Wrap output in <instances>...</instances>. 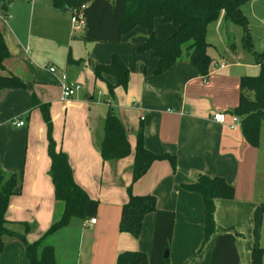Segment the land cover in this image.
<instances>
[{
	"label": "crops",
	"instance_id": "crops-1",
	"mask_svg": "<svg viewBox=\"0 0 264 264\" xmlns=\"http://www.w3.org/2000/svg\"><path fill=\"white\" fill-rule=\"evenodd\" d=\"M31 1L32 16L22 34L20 25L12 29L10 23L0 21V32L10 53L0 74L12 73L23 79L26 85L25 88L0 89V146L4 151L9 146V142H5V133L19 132L28 138L23 166L16 161H0V174L20 176L19 192L9 198L6 210V218L12 221L9 228L24 233L32 242L61 213L48 175L46 126L39 122L38 112H33L39 109L31 107L32 96L50 105L46 99L49 90L59 86L58 77L65 72L70 80L79 84L83 82V95L90 100L91 86L96 78L85 68L86 63H108L111 54L115 53L129 69L126 87H115L113 96L116 103L114 113L129 132L131 154L116 162L101 160L98 146L104 117L72 118L64 123L61 132L54 127L52 137L56 146L66 153L74 180L98 201L95 215L90 217L95 218L94 223L88 221L90 218H71L67 226L46 238L54 249L55 264H117V255L123 251H138L150 260L156 212L144 215L138 237L118 228L121 207L127 200L126 187L131 183L132 150L138 128H141L142 142L148 150L175 157L174 169L166 160L155 161L131 185L133 194L154 195L156 209L172 214L171 237L168 249L163 252V256L167 252L164 257L168 264H211L215 233L203 241L202 198L182 187V183L192 181L196 173L221 176L234 186L236 191L231 198L215 199L214 222L219 229L236 233L235 246L240 262L250 264L253 212L258 205L248 188L261 166L262 155L257 156L255 147L245 140L240 123L235 129H229L211 116L223 112L229 121L230 116L235 115L233 111L239 101L240 77L258 72L247 74L242 63L236 59L227 61L224 57V61L214 58L205 77L187 59L174 63L162 74L154 75V54L151 51L136 52L141 36L146 34L144 27H134L135 36L131 42L122 36L118 43H86L81 38V30L79 35L73 32L71 9L54 7L51 0ZM3 3L5 11L0 10L7 13L8 2ZM46 20L51 28L44 25ZM153 29L157 36L164 37L173 33L175 26L156 17ZM88 49L90 54L84 58V51ZM25 54L29 56L28 61L23 60ZM69 58L84 59L75 63ZM46 60L47 68L41 65ZM49 67H54L55 71L50 72ZM73 68L76 73H69L68 70ZM77 99L80 96L69 99L64 109L67 111ZM7 108L25 116V122L21 117L17 119L24 124L15 126L13 122L17 120L13 119L15 128L12 129ZM35 127L39 128L40 141L30 155L33 147L30 137ZM243 184L246 185L241 187ZM21 221L28 224L25 232L17 223ZM0 264H29L18 238L3 239Z\"/></svg>",
	"mask_w": 264,
	"mask_h": 264
},
{
	"label": "trees",
	"instance_id": "trees-1",
	"mask_svg": "<svg viewBox=\"0 0 264 264\" xmlns=\"http://www.w3.org/2000/svg\"><path fill=\"white\" fill-rule=\"evenodd\" d=\"M250 0H51L54 7L69 8L79 12L83 18L81 38L83 42L118 43L122 34L136 26L146 29L136 48L137 53L151 51L156 57L153 74L167 71L174 63L187 59L197 72L205 77L209 74L214 58L209 55L212 46L206 40L207 24L221 18L225 26L241 27V45L258 66L256 75H243L239 81V101L234 108L239 118L242 134L250 145H256L261 120L264 119V54L256 52L251 43L249 25L241 7ZM5 11L2 2L1 7ZM6 15V13H4ZM71 14V15H72ZM159 17L163 23H171L175 31L168 36L159 37L153 29V21ZM231 45V44H229ZM10 56L2 33L0 32V70ZM84 58L73 59L72 62ZM92 72L96 79L106 83L107 94L112 98L117 86L126 87L129 69L118 54H111L108 63H95ZM107 77H111L109 80ZM25 82L18 76L0 74V89L25 88ZM31 107L38 108L46 126V150L49 157L48 175L53 185L55 202L61 207L60 215L36 240L29 242L24 233L9 228L12 221L6 218L9 198L20 189V176L15 173L0 174V251L3 239L18 238L24 246V254L29 264H55L54 249L46 238L68 225L71 218L85 220L93 217L97 200L73 178L66 153L56 146L52 137L50 107L48 103L31 98ZM129 132L121 118L112 113L107 101V109L101 131L98 151L103 162H116L131 154L128 140ZM130 166L131 183L126 187L127 200L121 207L119 231L138 237L142 219L149 212H156L152 252L150 260L138 251H123L117 255V264H168L163 252L168 249L172 214L156 209V199L152 194H133L131 185L141 178L155 161L166 160L175 168V157L168 153H154L142 142L141 128L135 132V146L132 150ZM185 190L200 194L203 202V241L215 233L211 264H241L235 246L236 233L230 229H219L214 222V201L217 198H231L234 189L223 177L196 173L195 178L183 182ZM261 208L253 212V243L250 264H262L264 248L259 246V227ZM22 225L24 232L28 224Z\"/></svg>",
	"mask_w": 264,
	"mask_h": 264
},
{
	"label": "rangeland",
	"instance_id": "rangeland-1",
	"mask_svg": "<svg viewBox=\"0 0 264 264\" xmlns=\"http://www.w3.org/2000/svg\"><path fill=\"white\" fill-rule=\"evenodd\" d=\"M3 1L8 2L9 8L6 15L2 13L0 10V21L4 23H10L12 29L15 28V25L17 26L20 25V27H22V31H21L22 34L25 30L27 23L29 22V19L32 16V7H33L32 1L31 0H0V7ZM44 1H48V0H44ZM241 10L246 16L247 23L249 25V33H250L253 49L256 52L263 53L264 0H250L241 7ZM44 25H46L47 28H51V24L47 20ZM207 30L208 31H207L206 40L209 44H212V46L209 47L207 51L213 58H215L216 61H224V57L227 61L236 59L245 66V70H247V74H255L258 72V68L253 64L252 56L249 53L245 52L244 49L242 48L241 45L242 32L240 26L232 25V27L230 26L226 29L223 20L221 18H218L217 20L211 21L207 24ZM133 31L134 28L128 32L123 33L122 36L126 38L129 42H131L135 36V33ZM79 34H81V31H77L76 35ZM89 54H90L89 49L85 50L83 57L86 58L89 56ZM23 60L28 61L29 56L25 54ZM46 64H47V60L45 61L44 64L41 65L42 67L47 68ZM92 65L93 64L86 63L85 68H88L91 71V75L93 76ZM81 68L84 69L83 66H81ZM62 70H64V68H62ZM68 72L71 74L76 73L74 68L73 70L69 69ZM62 73L65 74V72ZM98 80L99 79H96V81L92 83L91 86L92 93L90 94L91 96L90 100H88L87 97L83 95L84 94L83 82L80 83L81 89L77 93H75L71 98H67L64 100L61 99L60 86L56 88L51 87L47 96L48 98L46 99L50 101L49 106H50L52 136H53L54 127H57L59 132H61L63 130L64 123L66 121L70 122L72 118H79V117L83 118L86 116H95V117L103 118L104 113L107 109V101L111 105L112 113H114L116 109L114 96L111 98L107 94V91L105 90V83L101 82L103 80L101 81ZM78 96H80V99H77L75 102H73V104L69 106L68 110L66 111L64 109L65 103H67L69 99L72 100L75 97L78 98ZM7 110H8L7 118L9 125L12 129H14L15 127L12 124L13 119L15 120L20 119L19 117L21 116H19L17 110L9 111V108H7ZM31 111H33V109ZM33 112H38L39 122L41 123L42 121V123H44L40 112L37 111V109L34 110ZM21 119L24 121L25 116H22ZM69 128H70V124L68 123L67 129ZM33 132L34 133L30 137V142L33 143V147L31 148L29 153L30 155L37 149L40 141L39 128L35 127L33 129ZM27 139L28 138L24 134L22 135L19 132H11L8 135L5 133V142L8 141L9 146L5 151L3 150L2 146H0L1 149L0 161L4 159L9 161H16V163L23 166L26 158ZM254 147L257 156L259 154L262 155L260 161L261 166L257 168V173L253 175L252 182H250L248 189L249 192L252 194V198L255 204L259 205V207L261 208V221L259 227L258 244L259 246L264 248V119L261 120L260 122L257 144L254 145ZM244 185L246 184H243L241 187H243ZM233 189L234 191H236L234 186ZM240 190L242 191L243 188H241Z\"/></svg>",
	"mask_w": 264,
	"mask_h": 264
},
{
	"label": "built area",
	"instance_id": "built-area-1",
	"mask_svg": "<svg viewBox=\"0 0 264 264\" xmlns=\"http://www.w3.org/2000/svg\"><path fill=\"white\" fill-rule=\"evenodd\" d=\"M70 21L72 23L73 32L82 31L83 28V18L79 12H74L71 15ZM263 54H264V45H263ZM50 72H54V67H49ZM59 86L61 88V99H67L72 97L81 87L80 84L76 81L70 80L64 73H61L58 77ZM211 118L221 124H225L229 129H235L239 124V118L237 115H231L229 121L226 119L225 113L215 112L212 114ZM15 126H21L24 124L22 120H17L13 122ZM90 223L95 222V218H90L88 220Z\"/></svg>",
	"mask_w": 264,
	"mask_h": 264
},
{
	"label": "water",
	"instance_id": "water-1",
	"mask_svg": "<svg viewBox=\"0 0 264 264\" xmlns=\"http://www.w3.org/2000/svg\"><path fill=\"white\" fill-rule=\"evenodd\" d=\"M164 256H167V252L164 253Z\"/></svg>",
	"mask_w": 264,
	"mask_h": 264
}]
</instances>
